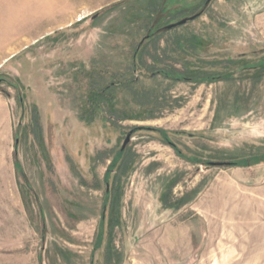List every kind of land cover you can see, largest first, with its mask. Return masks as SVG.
Returning <instances> with one entry per match:
<instances>
[{"label": "rangeland", "instance_id": "1", "mask_svg": "<svg viewBox=\"0 0 264 264\" xmlns=\"http://www.w3.org/2000/svg\"><path fill=\"white\" fill-rule=\"evenodd\" d=\"M0 264H264V0H0Z\"/></svg>", "mask_w": 264, "mask_h": 264}, {"label": "water", "instance_id": "2", "mask_svg": "<svg viewBox=\"0 0 264 264\" xmlns=\"http://www.w3.org/2000/svg\"><path fill=\"white\" fill-rule=\"evenodd\" d=\"M197 16H199V13L195 14V15H192L190 17H187V18H183V19H181V20H179L177 22L171 23V24L167 25L165 28L166 29H172V28L178 27L180 25L185 24L188 21H191V20L195 19ZM93 17H95V15ZM143 128L144 129H152L150 127H137V128H133V129L129 130L127 132L126 136H125V139H124L123 143H122L121 149H123L126 146V144L130 141L131 134L134 131L139 130V129H143ZM17 144H18V140L16 139V141H15V151H16ZM230 164L231 163L227 162V161H213V162H208L207 163L208 166H228ZM42 239H43V237H42Z\"/></svg>", "mask_w": 264, "mask_h": 264}, {"label": "flooded vegetation", "instance_id": "3", "mask_svg": "<svg viewBox=\"0 0 264 264\" xmlns=\"http://www.w3.org/2000/svg\"><path fill=\"white\" fill-rule=\"evenodd\" d=\"M199 1V0H198ZM212 0H204V3L207 5L208 3H210ZM191 5H194L193 3H191ZM199 16H200V14H199ZM187 17H190V15L189 16H185V17H183V18H187ZM198 17V16H197ZM182 18V19H183ZM181 20V19H180ZM179 21V20H178ZM157 33H159V32H154V34L152 33V34H147V35H145L144 36V38L140 41V43L138 44V46L136 47V53H138V51H139V49H140V47H141V45H142V43L144 42V40H147V39H149L150 37H152L151 35H155V34H157ZM109 193L108 192H106V195H108Z\"/></svg>", "mask_w": 264, "mask_h": 264}]
</instances>
